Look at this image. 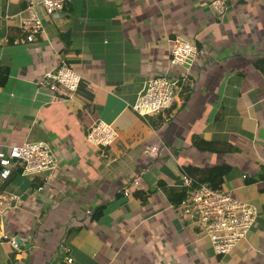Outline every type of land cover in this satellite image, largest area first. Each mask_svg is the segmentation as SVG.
I'll use <instances>...</instances> for the list:
<instances>
[{"label": "crops", "instance_id": "0c3cea01", "mask_svg": "<svg viewBox=\"0 0 264 264\" xmlns=\"http://www.w3.org/2000/svg\"><path fill=\"white\" fill-rule=\"evenodd\" d=\"M26 1L0 0V148L47 141L58 170L47 183L18 171L0 180V191L17 197L0 210V227L18 242H0V264H264V181L256 179L264 171V76L254 67L264 59V0H222L220 15L210 0H64L52 16L39 9L53 49L65 50L60 56L81 77L66 101L34 86L56 57L44 40L19 34ZM175 37L200 52L183 77L169 62ZM157 74L180 80L174 100L141 118L130 105ZM94 120L114 130L109 145L85 142ZM198 137L229 148L196 151ZM219 163L230 166L220 187L257 210L245 239L224 255L171 201L185 166ZM133 179L135 191L124 196Z\"/></svg>", "mask_w": 264, "mask_h": 264}, {"label": "built area", "instance_id": "2783aa9c", "mask_svg": "<svg viewBox=\"0 0 264 264\" xmlns=\"http://www.w3.org/2000/svg\"><path fill=\"white\" fill-rule=\"evenodd\" d=\"M63 3L64 0H27L16 14V28L26 43L44 40L56 57V62L34 79L36 89L46 91L53 99L66 101L74 98L81 77L66 64L59 52L53 49L39 14V9L44 15L53 14L62 8ZM209 6L216 14L223 13L222 0H210ZM169 43L170 64L178 67L181 77L188 75L194 58L200 55V52L194 44L180 37L171 39ZM179 81L176 76L169 78L165 74L148 78L142 83L130 105L131 110L143 118L168 108L174 100V88ZM115 137L111 126L100 120H94L84 136L85 142L93 148L109 145ZM157 149L158 145H153L149 152L154 153ZM56 151L55 146L44 140H25L20 144H9L0 148V180L7 179L12 171L19 169L22 175L38 176L42 182H49L58 170ZM178 178L179 186L186 189L185 196L179 203L180 213L192 220L201 238L215 254H227L238 242L245 239L257 217V210L252 202L235 198L221 187L211 188L207 183L193 186L190 177L182 170L178 172ZM241 178L244 179L245 175ZM137 184L138 181L133 179L121 193L124 196L133 193ZM16 201L17 197L14 195L0 191V210L15 207ZM0 242L9 244L13 249L18 248L17 240L1 227ZM69 261L70 258L67 259V262Z\"/></svg>", "mask_w": 264, "mask_h": 264}, {"label": "trees", "instance_id": "16d2710c", "mask_svg": "<svg viewBox=\"0 0 264 264\" xmlns=\"http://www.w3.org/2000/svg\"><path fill=\"white\" fill-rule=\"evenodd\" d=\"M254 67L264 76V59H259L254 62ZM7 78V70L3 69L0 74V85L5 83ZM81 84V83H80ZM79 84V85H80ZM80 87V86H79ZM87 99L88 93L86 92ZM191 145L196 151L208 152V153H220L218 150H222L218 146H228L225 142L215 140H205L202 138H192ZM229 148V146H228ZM230 166L226 163H219L209 167H197L193 165L185 166L182 171L185 172L192 180L193 186H198L202 183H207L211 188H218L223 183L224 176L229 172ZM257 180L264 181V171L259 173L256 177ZM252 177L248 179V182H255ZM264 190V186H263ZM262 191V189H261ZM186 189L181 188L178 192H173L172 202L173 204H179L182 198L185 196ZM98 216V210H97Z\"/></svg>", "mask_w": 264, "mask_h": 264}, {"label": "rangeland", "instance_id": "374dc122", "mask_svg": "<svg viewBox=\"0 0 264 264\" xmlns=\"http://www.w3.org/2000/svg\"><path fill=\"white\" fill-rule=\"evenodd\" d=\"M53 14H55V13H53ZM53 14H51L50 16H52ZM48 27L50 28V30H51V24L50 25H48ZM66 27V26H65ZM48 29V28H47ZM57 30L59 29V28H56ZM56 29H55V31H50L49 29V33H53L54 35L56 34ZM46 30V29H45ZM51 40V39H50ZM53 43H54V40H51ZM48 51H49V49H47ZM61 56H63L64 58L66 57L67 58V56H66V51L64 50V51H62L61 52V54H60ZM189 81H190V79H188ZM75 95H76V93H75ZM75 95H74V97H75ZM238 164H239V166H241V167H243V168H245V169H247L248 167H249V165L248 164H245V165H241L240 164V162H237Z\"/></svg>", "mask_w": 264, "mask_h": 264}, {"label": "water", "instance_id": "95a60500", "mask_svg": "<svg viewBox=\"0 0 264 264\" xmlns=\"http://www.w3.org/2000/svg\"><path fill=\"white\" fill-rule=\"evenodd\" d=\"M63 37H64L65 40H67V34H66V33L64 34ZM16 239H17V238H16Z\"/></svg>", "mask_w": 264, "mask_h": 264}, {"label": "clouds", "instance_id": "9594fccd", "mask_svg": "<svg viewBox=\"0 0 264 264\" xmlns=\"http://www.w3.org/2000/svg\"><path fill=\"white\" fill-rule=\"evenodd\" d=\"M79 86V85H78ZM15 171H18L19 172V169H17V170H15ZM11 174V173H10ZM10 176V175H9ZM6 180V179H5ZM1 181H3V180H1Z\"/></svg>", "mask_w": 264, "mask_h": 264}]
</instances>
